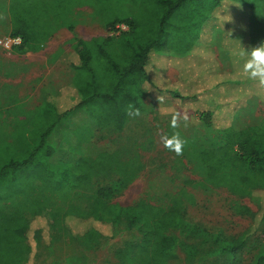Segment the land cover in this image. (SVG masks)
Instances as JSON below:
<instances>
[{
  "label": "trees",
  "instance_id": "16d2710c",
  "mask_svg": "<svg viewBox=\"0 0 264 264\" xmlns=\"http://www.w3.org/2000/svg\"><path fill=\"white\" fill-rule=\"evenodd\" d=\"M235 1L255 11H261L264 4V0L0 3V16L4 17L0 25L8 35L20 38L16 48L22 53L40 51L61 28L74 34V12L85 3L92 4L100 21L117 33L88 40L73 35L72 51L67 57L74 71L71 82L57 90L43 86L37 113L33 118L26 116L24 121H17L19 125L13 132L21 130L18 141L11 140L0 151V264H32L36 253L32 240L40 241L38 227H33L35 221H43L49 230L44 235L46 242L76 241L86 248L96 247L107 237L104 229L121 222L127 228H136L140 238L125 242L115 251L118 258L132 264H245L244 252L258 243L264 224V116L239 119V111L246 106V92L251 95L252 91L241 89L244 83L239 81L235 87L229 86L219 75L214 59L215 70L208 77L191 64L198 49L211 48L210 34L204 36L200 30L213 33L217 16L231 25L235 16L230 12ZM223 2L229 7H223ZM219 7L222 8L218 14ZM118 24L126 28L118 29ZM198 59L201 62L206 58H194ZM167 61L179 69L180 82L174 83L166 75L162 63ZM211 63L212 59L197 68L207 69ZM239 74H243L242 69ZM249 84L257 86L253 81ZM160 95L164 97L163 104L173 103L174 112L178 107L197 110L200 123L222 137L218 146L202 147L194 154L203 169L201 180L182 174L177 177L178 184L176 178L165 175L171 181L170 189L163 185L159 191L154 190L169 204L140 200L123 206L113 201L143 168L137 152L124 158L118 149H104L91 160L78 158L74 164L60 168H51L43 160L54 149L48 138L62 119L77 110H85L99 128L121 131L129 118L126 109L130 103L141 110L144 97L158 102ZM254 105H249L250 111ZM170 118V114L164 116V120ZM38 123L39 127H28ZM108 173L115 175L113 183L106 181ZM188 185L224 186L236 196L248 197L259 210L262 207L263 213L257 220L258 214L255 216L245 207L243 212L251 214L253 226L238 235L226 237L201 228L185 220ZM2 200L10 202L4 205ZM236 208L243 209L240 205ZM78 226L82 232L72 231ZM261 247L257 245L259 253L248 264H264Z\"/></svg>",
  "mask_w": 264,
  "mask_h": 264
},
{
  "label": "rangeland",
  "instance_id": "374dc122",
  "mask_svg": "<svg viewBox=\"0 0 264 264\" xmlns=\"http://www.w3.org/2000/svg\"><path fill=\"white\" fill-rule=\"evenodd\" d=\"M8 1L0 0V3L6 5ZM233 4L234 9L230 13L235 18L231 25L225 23L224 17L217 16L215 25L212 26L213 33L200 30L204 36L210 34L208 43L211 48L198 49L191 59V64L193 63L197 72L202 70V73L208 77L214 73V59L220 69L219 75L222 80L228 82L229 86L235 87L237 81L244 83L241 89L247 88L252 91V94L246 92V106L245 109L239 111L238 116L239 119L248 120L251 115L264 116V92L255 84H249L251 80L246 76L239 74V70L243 68L244 58H241L238 53L264 42V4L261 11L248 8V5L245 6L241 2ZM229 5L225 3L223 7H229ZM220 8L222 7L216 8V13H220ZM126 9L130 10V8ZM253 11L256 12L255 15ZM74 17L76 19L74 34L66 28H61L38 52L22 53L16 48L18 46L16 44L9 49L0 45V151L6 149L11 140L18 141L21 130L13 132L14 127L19 125L17 121H24L26 116L33 118L37 113L43 86L57 90L71 82L74 71L68 65L67 57L72 51L73 35L82 40L96 36L117 35L113 29L100 21L95 15L94 6L90 3L78 6ZM5 35L8 33H5L0 25V37ZM202 56L206 59L201 62L200 59L194 60L195 57ZM210 59L212 63L206 65L207 69L197 68V66L208 63ZM162 64L165 65L166 75L170 81L180 82L179 69L172 62L167 61ZM194 86L195 84L192 83L190 86L192 90ZM210 89L213 93L214 89ZM253 103L255 105L250 111L252 106L249 107V105ZM141 108L139 116L129 115L121 131H116L111 127L99 128L85 110H77L69 118L62 119L61 124L48 138V144L54 149L52 155L44 157L43 160L51 168H60L74 164L78 158L91 160L96 153L104 149H118L124 158L137 152L143 168L129 185L116 194L113 201L123 206L133 205L140 200L154 205L169 204L168 199L155 191H159L163 185L164 189H170L171 181L169 179L167 181L165 175L176 178V183L179 182L177 177L182 174L195 180H201L203 169L194 154L199 148L218 146L222 143V137L216 131L200 123L197 110L176 108V111L181 112L187 110L190 121L187 127H184L181 121V126L174 129L170 127L171 118L164 120L166 115H161L162 110L168 113L174 112L173 103L160 105L151 97L146 96L142 100ZM39 123L28 127L31 129L36 128L35 126L39 127ZM177 131L182 138L188 141L181 156L167 150L160 141L162 133L171 136ZM114 177L113 173H108L106 181L113 183ZM93 188L94 185H92ZM185 191L188 194L184 201L185 220L212 232H221L226 237L238 235L253 226L250 213H254L255 216L258 214L257 220L263 213L262 207L259 210L260 207L248 197L236 196L224 186L208 185L203 188L198 185H188ZM9 202L10 200H2L4 205ZM238 205L243 209H237ZM245 207L250 213L243 212ZM33 227H38L39 233L37 234L40 241L36 238L35 241L32 240L36 249L32 264L57 262L58 264H132L126 262L125 259L118 258L115 251L125 242L137 241L140 238L136 228H127L121 222L114 228L104 229L107 237L96 247L86 248L76 241L72 243L59 241L55 244L46 242L44 235L49 230H46L43 221H35ZM82 230V227L78 226L72 231L78 233ZM258 244L262 246L260 250H264V224L258 243L244 252L245 264L258 255ZM180 256L182 257L183 254Z\"/></svg>",
  "mask_w": 264,
  "mask_h": 264
},
{
  "label": "clouds",
  "instance_id": "9594fccd",
  "mask_svg": "<svg viewBox=\"0 0 264 264\" xmlns=\"http://www.w3.org/2000/svg\"><path fill=\"white\" fill-rule=\"evenodd\" d=\"M4 17L0 16V19ZM238 55L244 58L242 73L247 79L255 82L258 88L264 91V42L257 46H253L246 51H240ZM159 104L164 103V97L162 95L157 97ZM126 112L130 116H139L141 114L140 109L133 104L127 106ZM171 115L170 127L178 129L181 126V121L184 127H187L190 121L189 112L187 110L175 111L168 113L161 111V115ZM160 141L163 146L170 152H174L177 156L183 155L184 148L188 143L187 139L182 138L180 133L174 132L171 136L166 133L160 135Z\"/></svg>",
  "mask_w": 264,
  "mask_h": 264
},
{
  "label": "built area",
  "instance_id": "2783aa9c",
  "mask_svg": "<svg viewBox=\"0 0 264 264\" xmlns=\"http://www.w3.org/2000/svg\"><path fill=\"white\" fill-rule=\"evenodd\" d=\"M123 27H124V29L126 28L123 24L116 25V28H118V29H123ZM19 43H20L19 37H13L10 35H5L3 37H0V45L5 49H9V48H11V46L13 44L18 45Z\"/></svg>",
  "mask_w": 264,
  "mask_h": 264
}]
</instances>
